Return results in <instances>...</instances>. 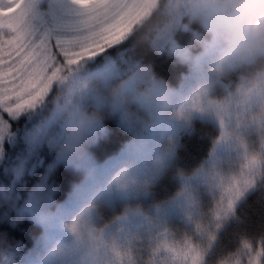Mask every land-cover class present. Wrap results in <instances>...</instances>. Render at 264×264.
Here are the masks:
<instances>
[{
  "label": "rangeland",
  "instance_id": "1",
  "mask_svg": "<svg viewBox=\"0 0 264 264\" xmlns=\"http://www.w3.org/2000/svg\"><path fill=\"white\" fill-rule=\"evenodd\" d=\"M186 35L183 33L178 36L181 47L188 49L186 57L181 59L170 55L167 47L160 50L189 67L182 83L170 87L172 97L169 112L172 115L148 123L151 107L141 105L136 100H132L128 106L120 107L107 101L98 103L89 99L90 109L101 112L103 127L97 131L86 157L71 161L59 153L64 134L58 122L44 112L37 113L38 116L30 115L31 125L25 129L21 143H16L17 151L6 160V170L13 178L7 188L8 192H5L17 199L20 216L29 217L38 224L42 235L28 251L16 249L0 253V264H81L82 253L75 250V239L68 225L85 206V198L97 187L103 191L104 203L93 213V223L103 230V243L108 244L110 264H150L155 259L152 245L156 240L159 239L161 244L167 246H179L185 238L195 239L198 236L197 226L207 229L217 204L227 194V181L232 180L234 183L248 160L253 156L260 157L264 137L258 127V110L252 113L257 117L256 128H237L235 121L225 120L222 127L215 114L193 108L194 104L203 105L204 99L199 97L202 93H207L208 98L217 103L223 102L230 93L236 92L243 79L254 75L256 68L242 66L231 70L224 77H218L211 71L214 58L210 54L205 55L200 47H187L190 37L186 38ZM108 51L114 52V49ZM57 59L63 61L62 56L58 55ZM4 61L12 63L14 59L0 52V67L6 68L8 64ZM99 71L107 73L109 86L118 84L133 72L138 77L137 83H144L146 76L153 75L141 63L129 67L118 62L116 70L101 65ZM56 90L57 85L54 84L53 91L46 99L52 98ZM133 95L132 92L127 93L129 98ZM237 103L243 109L244 100L234 101L233 109ZM2 114L6 120H11L7 113ZM107 116L114 118L131 133V139L118 154L101 161L94 157L93 147L107 132ZM198 121L210 124L218 131L210 158L191 176L176 174L177 192L167 199L156 200L154 189L169 170L181 137L192 132ZM225 132L241 137L240 148L235 139L224 138ZM11 134L10 131L0 145V165L3 145L12 137ZM48 156L53 159L49 165L45 163ZM54 162L64 164L76 178L71 192L63 200L56 198V190L48 173L56 164ZM38 169H42L43 174L26 194L23 193L26 178ZM86 173H91L94 180H85ZM105 209L110 210L108 216ZM41 213L46 217L43 220L40 218ZM112 244L116 245L115 251ZM101 252L103 254V248ZM243 264H247V258H244Z\"/></svg>",
  "mask_w": 264,
  "mask_h": 264
},
{
  "label": "snow or ice",
  "instance_id": "2",
  "mask_svg": "<svg viewBox=\"0 0 264 264\" xmlns=\"http://www.w3.org/2000/svg\"><path fill=\"white\" fill-rule=\"evenodd\" d=\"M156 6V0H0V52L14 59L12 63L4 61L8 64L6 68L0 67V145L12 129L2 113L18 120L22 114L29 116L43 112L53 85L62 81L67 70L93 61L109 49H115L113 54L118 62L134 66L130 55L133 42L127 38L153 15ZM177 24L187 30L183 12L178 14ZM183 33L178 31L175 40L178 41V36ZM170 43L176 55L186 57L189 54L187 48L178 47L168 38L162 41L161 50L169 49ZM121 45L123 47H117ZM207 47L215 60L214 44ZM58 55L63 57L62 62L57 59ZM111 67L116 70V64ZM137 79L135 74L126 82L127 92L135 93ZM199 97L204 99L203 105L194 104L193 108L215 114L222 127L223 122L229 120L235 121L237 128H256L257 117L252 113L258 110V127L264 137V82L254 75L243 79L236 92L230 93L221 103L209 99L207 93ZM136 99L141 105L150 106L147 95ZM240 99L244 100L243 109L238 103L233 109V102ZM52 119L55 121V116ZM224 138L235 139L240 148L241 137L238 135L225 132ZM227 183V194L217 204L207 229L197 226L198 236L185 238L179 246H167L156 240L152 245L155 259L150 264H243L244 258H247V264H264V236L260 237L258 247L244 238L231 256L216 259L220 252V233L225 232L233 221L237 222L238 205L258 188L264 190V148L259 158L253 156L248 160L234 183L232 180ZM40 218L46 217L41 213ZM83 223L84 219L78 215L68 228L78 234ZM100 231L103 234V230ZM103 241L102 235L95 247L104 249L106 264H110L108 244ZM115 246L112 244L113 251Z\"/></svg>",
  "mask_w": 264,
  "mask_h": 264
},
{
  "label": "clouds",
  "instance_id": "3",
  "mask_svg": "<svg viewBox=\"0 0 264 264\" xmlns=\"http://www.w3.org/2000/svg\"><path fill=\"white\" fill-rule=\"evenodd\" d=\"M156 5L153 15L127 38L133 42L130 55L134 65L140 64L148 53L159 54L165 38L181 47L175 36L183 31L190 37L187 47H200L205 55L209 54L207 46L214 44L216 52L211 71L218 77L238 67L252 66L256 68L254 76L264 82V0H156ZM181 12L185 15L187 30L177 24ZM171 48L170 43L169 54L178 56ZM116 63L117 56L106 51L93 61L67 70L43 111L50 118L55 116L60 125L64 141L59 153L69 161L83 160L97 131L103 127V116L100 111L90 109L89 99L124 107L132 100L137 101L138 96L147 95L152 109L148 123L172 115L169 112L172 90L154 75L146 76L144 83H137L131 98L124 85L133 78L134 72L109 86L107 73H101L99 68ZM149 67L144 65L145 69ZM84 179L92 181L94 177L86 173ZM102 196V189L97 187L85 198V206L79 213L84 219L82 229L78 234L69 230L75 239V250L82 253L81 264H106L101 250L95 247L103 234L93 223V213L104 203Z\"/></svg>",
  "mask_w": 264,
  "mask_h": 264
},
{
  "label": "trees",
  "instance_id": "4",
  "mask_svg": "<svg viewBox=\"0 0 264 264\" xmlns=\"http://www.w3.org/2000/svg\"><path fill=\"white\" fill-rule=\"evenodd\" d=\"M188 37L189 35H186V38ZM141 64L150 66L152 74L163 80L169 87L179 86L189 70L186 63L163 52L148 53ZM9 123L12 125V137L3 145L0 165V253L16 249L28 251L35 246L37 239L42 235L41 227L29 217L20 216L18 213L19 202L12 195L6 193L13 178L12 174L6 170L8 168L6 160L10 159L17 151L25 129L31 125L30 115L24 114L18 120L11 119ZM105 123L107 132L98 139L93 147L94 157L101 161L118 154L131 139V133L122 128L114 118L107 116ZM217 135L216 128L202 121L195 123L192 132L183 134L169 170L154 189L156 200L167 199L177 192L176 174L191 176L207 162ZM52 161V157L48 156L45 163L49 165ZM54 163L56 164L53 165L51 171L48 170V173L51 184L56 190V198L63 200L71 192L76 178L64 164ZM41 170H36L32 176L26 178L27 184L22 189L23 193L26 194L36 184L43 174ZM21 198L23 197L21 196ZM105 212L108 216L110 210L105 209ZM236 216L238 217L237 222L230 223L228 229L220 234V252L217 254V260L220 256L225 258L231 256L240 247V242L244 238L253 241L256 247L259 246V239L264 236V190L258 188L249 194L246 201L237 209Z\"/></svg>",
  "mask_w": 264,
  "mask_h": 264
}]
</instances>
